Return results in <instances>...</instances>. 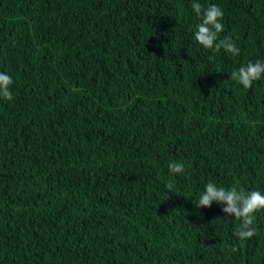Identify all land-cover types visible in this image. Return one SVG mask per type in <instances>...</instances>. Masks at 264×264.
<instances>
[{"label": "trees", "instance_id": "1", "mask_svg": "<svg viewBox=\"0 0 264 264\" xmlns=\"http://www.w3.org/2000/svg\"><path fill=\"white\" fill-rule=\"evenodd\" d=\"M193 2L0 0V264H264V212L240 241L195 206L264 193V78L230 79L264 62V0H195L238 56L196 42Z\"/></svg>", "mask_w": 264, "mask_h": 264}, {"label": "clouds", "instance_id": "2", "mask_svg": "<svg viewBox=\"0 0 264 264\" xmlns=\"http://www.w3.org/2000/svg\"><path fill=\"white\" fill-rule=\"evenodd\" d=\"M191 7L201 22L197 25L194 37L196 42L205 49L225 52L238 56L240 49L233 41L231 36L219 39V34L224 29L222 23L224 11L216 4L204 7L199 2L192 3ZM264 78V62L249 61L246 65L240 66L231 73L230 79L237 82L244 88H251L253 82ZM14 81L8 74L0 72V98L11 101L13 99L12 86ZM170 173H183L185 164L182 162H171L168 165ZM174 185L168 183L166 188L172 192ZM215 202L222 206V211L227 216H234L240 221L233 235L240 241L251 239L256 235L255 228L252 227L255 216L259 212H264V193L258 190L246 192L233 186L230 189L217 187L213 182L205 185V190L200 194L198 201L195 202L197 208H210ZM226 205V206H225ZM232 252L238 251L236 246H232Z\"/></svg>", "mask_w": 264, "mask_h": 264}]
</instances>
